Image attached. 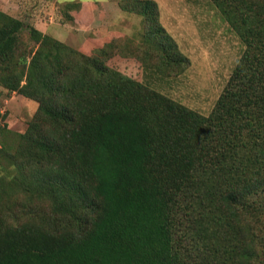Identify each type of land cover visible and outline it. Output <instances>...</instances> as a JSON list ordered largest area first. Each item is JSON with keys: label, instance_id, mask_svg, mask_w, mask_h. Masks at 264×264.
<instances>
[{"label": "trees", "instance_id": "obj_1", "mask_svg": "<svg viewBox=\"0 0 264 264\" xmlns=\"http://www.w3.org/2000/svg\"><path fill=\"white\" fill-rule=\"evenodd\" d=\"M213 1L245 48L209 115L0 8V84L39 103L0 141V264H264V0ZM120 5L185 65L155 0Z\"/></svg>", "mask_w": 264, "mask_h": 264}, {"label": "rangeland", "instance_id": "obj_2", "mask_svg": "<svg viewBox=\"0 0 264 264\" xmlns=\"http://www.w3.org/2000/svg\"><path fill=\"white\" fill-rule=\"evenodd\" d=\"M70 1L79 2L81 8L65 9ZM155 1L159 22L176 49L187 57L184 66L162 58L155 46L147 44L145 32L151 29L150 23L136 11L122 9L121 0H0V8L24 20L22 38L26 42L30 25L87 54L112 42L110 66L189 109L209 115L245 45L213 0ZM38 106L37 101L8 92L0 84V141L15 142ZM14 209L26 219L25 204ZM15 219H11L13 224ZM259 233L264 237L262 228Z\"/></svg>", "mask_w": 264, "mask_h": 264}]
</instances>
